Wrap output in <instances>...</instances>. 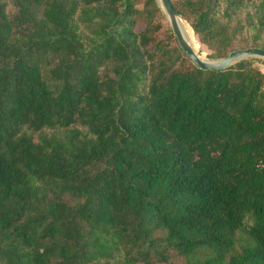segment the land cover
I'll return each mask as SVG.
<instances>
[{"label": "trees", "instance_id": "16d2710c", "mask_svg": "<svg viewBox=\"0 0 264 264\" xmlns=\"http://www.w3.org/2000/svg\"><path fill=\"white\" fill-rule=\"evenodd\" d=\"M171 3L264 50V0ZM255 61L157 0H0V264H264Z\"/></svg>", "mask_w": 264, "mask_h": 264}, {"label": "water", "instance_id": "95a60500", "mask_svg": "<svg viewBox=\"0 0 264 264\" xmlns=\"http://www.w3.org/2000/svg\"><path fill=\"white\" fill-rule=\"evenodd\" d=\"M163 13L166 16L168 24L174 34L180 50L183 54L189 58L198 68L222 70L226 69L230 65L238 62L239 60L257 57L264 59V50L257 47L247 49H236L228 53V55L219 59H201L196 52L190 47L183 37L179 25L178 18H181L177 11L173 8L171 0H157Z\"/></svg>", "mask_w": 264, "mask_h": 264}, {"label": "bare ground", "instance_id": "6f19581e", "mask_svg": "<svg viewBox=\"0 0 264 264\" xmlns=\"http://www.w3.org/2000/svg\"><path fill=\"white\" fill-rule=\"evenodd\" d=\"M178 25L186 42L190 45V47L196 52V54L201 59H205V56L201 52H198L197 46L194 43V38L191 29L185 24V22L181 18H178Z\"/></svg>", "mask_w": 264, "mask_h": 264}, {"label": "rangeland", "instance_id": "374dc122", "mask_svg": "<svg viewBox=\"0 0 264 264\" xmlns=\"http://www.w3.org/2000/svg\"><path fill=\"white\" fill-rule=\"evenodd\" d=\"M158 3V1H157ZM159 5V3H158ZM160 6V5H159ZM162 10V9H161ZM166 17V16H165ZM182 19V18H181ZM183 20V19H182ZM169 25V24H168ZM170 27V26H169ZM171 29V28H170ZM193 35V33H192ZM193 38H194V43L195 45L197 46V49H198V52H201L205 58H207V53H208V50L207 48L201 44L197 37L195 35H193ZM251 58H254L256 61H255V64L257 65V67L264 73V59H261V58H257V57H251Z\"/></svg>", "mask_w": 264, "mask_h": 264}]
</instances>
